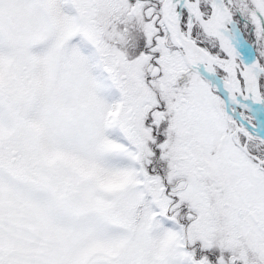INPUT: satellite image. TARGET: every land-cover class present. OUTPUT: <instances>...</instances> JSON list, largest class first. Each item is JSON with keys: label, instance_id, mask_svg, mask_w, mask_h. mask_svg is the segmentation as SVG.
<instances>
[{"label": "snow or ice", "instance_id": "snow-or-ice-1", "mask_svg": "<svg viewBox=\"0 0 264 264\" xmlns=\"http://www.w3.org/2000/svg\"><path fill=\"white\" fill-rule=\"evenodd\" d=\"M0 264H264V0H0Z\"/></svg>", "mask_w": 264, "mask_h": 264}]
</instances>
